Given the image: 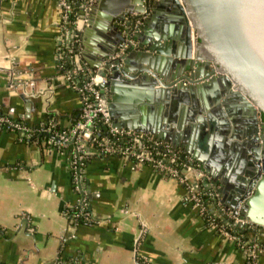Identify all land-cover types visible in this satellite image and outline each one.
<instances>
[{
    "label": "crops",
    "instance_id": "obj_1",
    "mask_svg": "<svg viewBox=\"0 0 264 264\" xmlns=\"http://www.w3.org/2000/svg\"><path fill=\"white\" fill-rule=\"evenodd\" d=\"M60 20L57 0H0V115L27 128L52 119L68 129L81 99L65 73L82 69L74 78L81 85L93 74L89 62L120 37L104 19L89 32L79 19L64 39ZM73 40L71 68L63 71ZM77 176L75 185L68 151L0 132V264L244 263L241 250L205 224L186 189L152 167L108 155L90 160ZM212 182L219 191L221 183ZM82 201L91 212L85 224L67 215ZM256 228L247 236L263 239Z\"/></svg>",
    "mask_w": 264,
    "mask_h": 264
},
{
    "label": "water",
    "instance_id": "obj_2",
    "mask_svg": "<svg viewBox=\"0 0 264 264\" xmlns=\"http://www.w3.org/2000/svg\"><path fill=\"white\" fill-rule=\"evenodd\" d=\"M89 13L88 32L104 19L120 36L89 62L111 125L182 148L264 228V0H97Z\"/></svg>",
    "mask_w": 264,
    "mask_h": 264
},
{
    "label": "built area",
    "instance_id": "obj_3",
    "mask_svg": "<svg viewBox=\"0 0 264 264\" xmlns=\"http://www.w3.org/2000/svg\"><path fill=\"white\" fill-rule=\"evenodd\" d=\"M57 3L60 8V25L65 39L66 36L69 37L79 19L87 23V15L95 0H78L79 12L74 22L69 18V1L57 0ZM68 45V51H72L74 40ZM126 46L123 44L121 51ZM103 64L104 62H101L99 68H102ZM78 70L79 68H71L65 73L71 85L76 86L81 99L78 117L68 129H60L52 119H47L38 127L27 128L26 124L20 120L0 115V132H17L22 140L29 139L32 133L50 134L51 137L47 138L44 143L49 149L60 152L68 151L69 168L70 170L76 169L77 174L81 170L82 161L92 157L96 151H100L101 154L123 157L132 161L135 166L152 167L162 176L175 179L186 189L188 200L209 223V227L216 229L223 239L234 243L241 250L244 255L243 264H257L259 257L264 255V238L252 240L248 236L246 239L244 235L237 234V228L251 231L257 228L234 215L232 210L222 202L218 188L214 186L210 176L201 168V165L182 149L169 142L158 140L149 133L113 127L102 97V86L106 83V77L94 72L84 83L77 85L74 83V78L81 73L82 69ZM96 133L99 137L100 133L104 134L101 140L94 138ZM110 137L125 144L121 146ZM92 142L96 144V148L91 147ZM89 148L93 150L88 151ZM69 149L71 155H69ZM174 164H179L181 168H176ZM77 174L74 176L75 185L77 184L76 179L79 178ZM204 196L209 201L208 206L220 218V223L214 222L207 214V207L203 202ZM77 208L78 213L74 215L75 217L90 219V212L85 211L87 208L85 202H80ZM259 229L264 232V228ZM139 264L146 263L140 262Z\"/></svg>",
    "mask_w": 264,
    "mask_h": 264
},
{
    "label": "trees",
    "instance_id": "obj_4",
    "mask_svg": "<svg viewBox=\"0 0 264 264\" xmlns=\"http://www.w3.org/2000/svg\"><path fill=\"white\" fill-rule=\"evenodd\" d=\"M68 1H69V5H70L69 18H70V20H71L72 22H74V21H76V19H77V15H78V12H79V8H78V0H68ZM75 52H76L75 47L72 48V51H68V49H67V50L64 52L65 55H64V57L62 58V61H61L62 65H63V71H64V70H70V68H71V64H68V63H69V60H70L69 56H73V55L75 54ZM68 58H69V60H68ZM55 118H56V117H55ZM75 120H76V119L72 120V123H74ZM97 133H98V132H97ZM97 133L95 134L94 138H95L96 140H101V139H102V136H103L104 134H103V133H100L101 136L99 137V136H97ZM49 137H51L50 134H44V133H41V134H40V133H32V134H31V137H30L29 139H26V140H29L30 142L37 141V142L44 143V141H46L47 138H49ZM110 138H111L112 140H115V139L112 138V137H110ZM115 141H116L117 144H121V146L125 144V143H123V142L120 143L119 140H118V141L115 140ZM44 144L46 145V143H44ZM46 146H48V145H46ZM91 147H93V148L95 147V148H96V144H95L94 142H92V143H91ZM70 152H71V151H70V149H69V155H71ZM106 156H108V155H107V154H101L100 151H96V152L93 154L92 157H90V158L87 159V160L82 161L81 168L86 167V165L88 164V162H89L90 160L94 159V158H105ZM118 157H120V156H118ZM174 166H175L176 168H178V169L181 168V166H180L179 164H174ZM70 173H71L72 181L74 182V176L77 174V170H76V169H71V170H70ZM203 202H204V204H205L206 207H207V211H206V212H207L208 215H210L211 219H212L214 222H216V223H220V218H219L217 215H215V214H214V211L212 210V208H210V207L208 206V205H209V201L207 200V198H206L205 196L203 197ZM77 207H78V205H76V206L73 207V208H70V211H68V214H67V215H68L69 217H73L76 213H78V208H77ZM85 211L90 212V209L88 208V206H87V208L85 209ZM90 216H91V212H90ZM74 217H75V216H74ZM74 220H75L76 223H79V224H85V223H88V222L90 221V219L87 220V219H85V218H83V217H81V216L75 217ZM204 221L206 222L205 224L209 226V223H208L205 219H204ZM226 227H227L228 229H230L228 225H226ZM249 231H250L249 229H244V228H242V229H241V228H237V229H236L237 234H238V235H244V237H245L246 239H248L247 234H248Z\"/></svg>",
    "mask_w": 264,
    "mask_h": 264
}]
</instances>
